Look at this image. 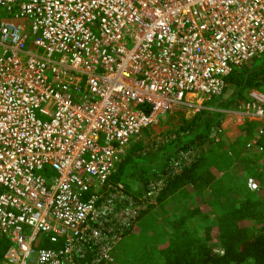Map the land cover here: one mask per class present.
<instances>
[{
	"label": "built area",
	"instance_id": "2783aa9c",
	"mask_svg": "<svg viewBox=\"0 0 264 264\" xmlns=\"http://www.w3.org/2000/svg\"><path fill=\"white\" fill-rule=\"evenodd\" d=\"M0 7V233L10 242L3 261L118 264L119 225L135 209L115 203H132L112 181L117 163L144 128L182 108L199 111L224 93L235 68L264 54V0ZM233 110L239 122L262 120L264 96L254 90ZM247 148L264 153L259 143ZM247 182L262 186L253 176Z\"/></svg>",
	"mask_w": 264,
	"mask_h": 264
},
{
	"label": "trees",
	"instance_id": "16d2710c",
	"mask_svg": "<svg viewBox=\"0 0 264 264\" xmlns=\"http://www.w3.org/2000/svg\"><path fill=\"white\" fill-rule=\"evenodd\" d=\"M259 57L235 68L225 92L209 102L227 107L226 94L230 102H242L246 88L264 90V55ZM224 117V112L209 109L189 118L176 112L167 115L160 120L166 141L155 143L159 156L150 159L152 151L148 146L142 149V139L137 140L141 146L112 175L113 183H121L132 201L124 196L115 200L116 205L135 209L128 226L119 225L124 232L120 236L132 230L150 233L142 264H264V171L260 154L251 155L246 140L256 127L249 122L236 140L229 141L220 130ZM263 139L264 134V146ZM135 173L142 178V189L131 194L121 178ZM250 176L260 181L259 190L249 188ZM151 223L160 226V238ZM9 246L0 233V261Z\"/></svg>",
	"mask_w": 264,
	"mask_h": 264
},
{
	"label": "rangeland",
	"instance_id": "374dc122",
	"mask_svg": "<svg viewBox=\"0 0 264 264\" xmlns=\"http://www.w3.org/2000/svg\"><path fill=\"white\" fill-rule=\"evenodd\" d=\"M0 10H1L0 16L4 17L5 16V12L3 11L4 9L2 7H0ZM262 55H264V54H262ZM254 59H255V62H257L260 60V57L257 56ZM263 83H264V81H263ZM260 90L264 91L262 89H260ZM244 96L246 98V96H247L246 92H244ZM249 96H250V92H249ZM223 98L225 100H227L228 95L227 94L224 95ZM249 100H250V97H249ZM249 100L246 102L248 103ZM247 103L245 105H247ZM234 108H236V111H237L239 108L243 109V105L236 104L235 106H232V107L231 106L224 107L221 104H219V106H215L214 104L207 101L204 103L203 108H201L199 111H195L194 108H192V107L186 108V109L182 108L178 112L176 111V114L183 113L187 118H189V117L194 116L195 114H197L198 112H200L203 109H209V110L216 109V111L225 112L226 115L224 117V120L225 119L226 120L223 121V124L221 126V130L224 133L222 136L227 138L229 141H231L230 137L233 136L232 134H234L236 127L239 126L241 122H243V121H241L240 123H238L239 119H238V117H235V115L233 113ZM170 114H172V113H170ZM167 115H169V114H167ZM166 116L160 118V120L161 119L166 120L165 119ZM160 120L156 124H152V125L144 128L142 131L140 139L134 138L132 140L129 148L127 149V153L125 154V156H123L121 158L120 162L122 160H124L128 155H131L133 149L137 150V148H139L141 146V143H138L139 141L136 142L137 140L141 141V139H142V144H143L142 149H144L148 146V149L152 151V153L150 154L151 155L150 159H152L156 156H159V148L157 147V144H155V143H161L162 141H166V140L162 139V136H163L162 133L166 129L165 127H163V125H165V123L161 124ZM232 122H234V123H232ZM144 133H146V134L144 135ZM142 152H144V150H142ZM130 159L132 160V158H130ZM120 162L117 163V168L120 165ZM130 164H131V162H130ZM130 164H129V166H130ZM47 169H48V171L50 170V168H47ZM137 169L139 170L140 168H137ZM43 173L48 174V172H45V171H43ZM53 174H54V172H53V170H51L47 176L50 177ZM121 181L128 186L127 191H129L131 194L137 193L139 191L141 192L142 178L140 176H138L136 173L133 175L132 178L130 176H123L121 178ZM115 182H117V180H115ZM131 220H132V217L130 218V222H131ZM151 228L153 229V231L154 230L156 231L157 236L160 238V236H161L160 226L157 225L156 223H151ZM27 231H29V230L27 229ZM122 234L124 235V232H122ZM149 234H146L145 232L136 233L135 231L132 230L129 234H127L125 236L122 235L121 238L115 242V245L113 247V250H114L113 253L116 256V261L118 262V264H142V262L144 261L142 259L143 249L145 246H147V248H148L150 241H151ZM0 264H5L3 259H2V261H0Z\"/></svg>",
	"mask_w": 264,
	"mask_h": 264
},
{
	"label": "crops",
	"instance_id": "0c3cea01",
	"mask_svg": "<svg viewBox=\"0 0 264 264\" xmlns=\"http://www.w3.org/2000/svg\"><path fill=\"white\" fill-rule=\"evenodd\" d=\"M258 91V92H260L263 96H264V91H261L260 90V88H246L245 89V92L247 93V96H246V98H245V96H244V100L242 101V102H230V96H228V98H227V100L225 101V104H228V106H235L236 104H241V105H243V106H245V104L247 103L246 101H248L249 100V92L251 93V92H253V91ZM228 95V94H227ZM248 97V98H247ZM232 99V98H231ZM212 104H216V101H212ZM225 107V106H224ZM213 111H216V109H213ZM225 113V112H224ZM225 115H226V113H225ZM226 120V119H225ZM224 120V118H223V121H225ZM223 121H222V124H223ZM249 122H254V124H255V127L256 128H254L255 130L254 131H252V132H250L249 134H251V135H249V134H244V136L243 137H246L247 138V136H248V138L246 139V140H249L248 141V143L249 142H252L254 145H256V144H261V145H263L261 142V138L263 137V134H260V136L257 138V139H254V135H256V134H258V132H259V130L261 131V130H264V119H262V120H251L250 118H246L243 122H238V123H240V125L239 126H237L236 127V129H235V131H234V134H232L233 136H231L230 137V140L231 141H234V140H236V138L239 136V135H241V133H242V131H243V128L244 127H249ZM232 123H234V122H232ZM224 134V133H223ZM222 134V135H223ZM243 135V134H242ZM253 136V137H252ZM225 138V137H224ZM264 140V139H263ZM247 143V144H248ZM254 152H252V154H253ZM251 154V155H252ZM250 155V156H251ZM259 165H260V170H263L264 171V153H260V162H259Z\"/></svg>",
	"mask_w": 264,
	"mask_h": 264
}]
</instances>
